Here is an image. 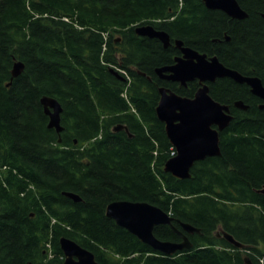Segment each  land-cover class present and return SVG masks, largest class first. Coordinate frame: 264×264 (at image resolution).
<instances>
[{
	"label": "trees",
	"instance_id": "16d2710c",
	"mask_svg": "<svg viewBox=\"0 0 264 264\" xmlns=\"http://www.w3.org/2000/svg\"><path fill=\"white\" fill-rule=\"evenodd\" d=\"M238 2L244 20L203 0H0V264H62L61 238L99 264H264V110L237 109L247 88L232 79L209 84L233 116L221 155L195 163L186 180L166 173L176 150L157 117L159 90L193 98L199 84L162 81L155 71L180 51L135 32L151 24L264 79V0ZM16 61L25 67L13 78ZM45 96L63 108L61 134L48 127ZM120 200L157 206L181 231L199 229L188 235L193 248L166 256L143 244L106 216ZM154 234L181 241L169 225Z\"/></svg>",
	"mask_w": 264,
	"mask_h": 264
},
{
	"label": "water",
	"instance_id": "95a60500",
	"mask_svg": "<svg viewBox=\"0 0 264 264\" xmlns=\"http://www.w3.org/2000/svg\"><path fill=\"white\" fill-rule=\"evenodd\" d=\"M203 2L209 10L222 11L232 19L248 18V14L241 8L238 0H203ZM135 32L141 37L160 40L164 48L170 45L169 34L155 29L151 24L136 26ZM177 47L182 57L177 58L174 65L157 69V75L161 79L178 82L183 86L197 80L200 88L194 98L182 97L168 88H161L156 113L158 119L165 124L167 137L177 151V155L166 163L165 172L177 179L186 180L191 177V169L195 163L221 155L220 132L227 129L233 121L229 107L211 97L208 84L216 82L217 79L231 78L237 83L251 86L252 92L263 100L264 87L259 79L244 77L239 72L227 68L218 57L208 58L207 55L190 47H184L180 41L177 42ZM24 67L22 62L16 61L12 77L20 76ZM111 72L123 79L117 71L111 69ZM41 104L49 117L48 127L61 134L64 131L61 125L63 113L61 104L56 99L46 96L41 99ZM236 107L247 109L241 101L236 103ZM122 130L127 131L124 126L115 129V131ZM258 193L264 195V187ZM64 195L75 202H81V198L76 194L64 193ZM106 216L114 220L117 226L136 236L143 244L166 256L191 250L193 244L188 235L200 233V230L192 225L181 223L184 233L175 227L174 218L169 213L147 202L114 201L106 207ZM161 225H169L181 241L158 239L154 230ZM223 235L236 248L246 247L232 236L226 233ZM60 246L65 256L62 264H99L94 253L73 240L61 238ZM245 261L250 263L248 258Z\"/></svg>",
	"mask_w": 264,
	"mask_h": 264
},
{
	"label": "flooded vegetation",
	"instance_id": "af4514ba",
	"mask_svg": "<svg viewBox=\"0 0 264 264\" xmlns=\"http://www.w3.org/2000/svg\"><path fill=\"white\" fill-rule=\"evenodd\" d=\"M229 17V16H228ZM263 18H264V15H263ZM157 30H160V29H157ZM161 31H164V30H161ZM166 32V31H165ZM170 36V35H169ZM148 38V37H147ZM150 39H152V38H150ZM158 40V39H157ZM227 40H229V39H227ZM160 41V40H159ZM178 41H180V42H182L181 40H174V41H172L171 40V37H170V45L168 46V48L170 47V46H172V45H174L178 50H179V48L177 47V42ZM160 43L163 45V43L160 41ZM183 43V42H182ZM183 46L184 47H187V46H185L184 45V43H183ZM163 47H164V45H163ZM191 48V47H190ZM164 49H167V48H164ZM193 49V48H192ZM195 50V49H194ZM180 51V50H179ZM200 53V52H199ZM202 54V53H201ZM206 55V54H205ZM179 57H182V53H181V51H180V55L179 56H176L175 57V59H174V63L172 64V65H174L176 62H175V60L177 59V58H179ZM207 57L208 58H211V57H209L208 55H207ZM214 57H216V56H214ZM171 66V65H170ZM165 67H167V66H165ZM161 68H163V67H161ZM228 68V67H227ZM231 69V68H230ZM232 70H234V69H232ZM235 71H237V70H235ZM123 73H125V74H128L125 70H123L122 71ZM156 72V71H155ZM238 72V71H237ZM240 73V72H239ZM241 75H243L244 77H248V78H257V79H259L261 82H262V85H263V87H264V79H263V77L262 76H260V75H257V73H255L254 71H252V70H245L244 72H241L240 73ZM156 75H157V73H156ZM158 76V75H157ZM159 77V76H158ZM160 78V77H159ZM161 79V78H160ZM229 79H231V78H229ZM162 81H165V82H172V81H167V80H164V79H161ZM218 80V79H217ZM216 80V81H217ZM233 80V79H232ZM197 81V80H196ZM234 81V80H233ZM193 82H195V81H193ZM198 82V81H197ZM172 83H178V82H172ZM189 83H192V82H188L187 83V85L186 86H183L181 83H178L180 86H182V87H187L188 86V84ZM215 83V82H214ZM198 84H199V82H198ZM209 84H211V83H209ZM208 84V85H209ZM240 84V83H239ZM242 85H244V86H246V88H247V95H246V99H247V101H241L242 102V105L244 106V107H247V109L246 110H243V109H240V110H242V111H247V110H249V109H251V108H253V107H258L259 109H261V110H264V100L262 99V98H260L259 96H257V95H255L253 92H252V87L251 86H249L248 84H246V83H244V84H242ZM161 88H163V87H161ZM160 88V89H161ZM166 88V87H165ZM199 88H200V84H199ZM199 90V89H198ZM239 102V101H238ZM237 103V102H236ZM236 103H235V107H236ZM237 108V107H236ZM230 109V108H229ZM237 109H239V108H237ZM230 113H231V110H230ZM163 123V122H162ZM166 130V129H165ZM250 261V263H247L246 261V263L247 264H252L251 263V260H249Z\"/></svg>",
	"mask_w": 264,
	"mask_h": 264
}]
</instances>
